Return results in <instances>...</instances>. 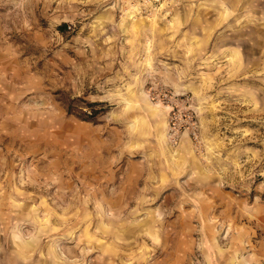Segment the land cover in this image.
<instances>
[{"label":"rangeland","instance_id":"374dc122","mask_svg":"<svg viewBox=\"0 0 264 264\" xmlns=\"http://www.w3.org/2000/svg\"><path fill=\"white\" fill-rule=\"evenodd\" d=\"M0 264H264V0H0Z\"/></svg>","mask_w":264,"mask_h":264},{"label":"built area","instance_id":"2783aa9c","mask_svg":"<svg viewBox=\"0 0 264 264\" xmlns=\"http://www.w3.org/2000/svg\"><path fill=\"white\" fill-rule=\"evenodd\" d=\"M144 1H145V3L163 6L170 0H144Z\"/></svg>","mask_w":264,"mask_h":264},{"label":"trees","instance_id":"16d2710c","mask_svg":"<svg viewBox=\"0 0 264 264\" xmlns=\"http://www.w3.org/2000/svg\"><path fill=\"white\" fill-rule=\"evenodd\" d=\"M66 29V25H63L62 27H60V30H65Z\"/></svg>","mask_w":264,"mask_h":264}]
</instances>
